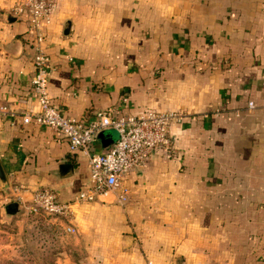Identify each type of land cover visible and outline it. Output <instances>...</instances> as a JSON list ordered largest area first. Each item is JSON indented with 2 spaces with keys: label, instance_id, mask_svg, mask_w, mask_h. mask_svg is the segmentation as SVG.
I'll list each match as a JSON object with an SVG mask.
<instances>
[{
  "label": "crops",
  "instance_id": "crops-1",
  "mask_svg": "<svg viewBox=\"0 0 264 264\" xmlns=\"http://www.w3.org/2000/svg\"><path fill=\"white\" fill-rule=\"evenodd\" d=\"M8 32L0 74L7 189L18 187L25 203L40 187L72 200L88 182V158L50 126L22 123L25 110L38 109L34 48L25 17ZM43 48L54 66L49 93L64 115L183 114L169 127L173 151L156 149L124 176V203H75L78 253L54 264H264V0H55ZM114 131H100L93 150L110 147ZM13 201L10 214L25 210Z\"/></svg>",
  "mask_w": 264,
  "mask_h": 264
},
{
  "label": "built area",
  "instance_id": "built-area-1",
  "mask_svg": "<svg viewBox=\"0 0 264 264\" xmlns=\"http://www.w3.org/2000/svg\"><path fill=\"white\" fill-rule=\"evenodd\" d=\"M54 8L55 0H20L14 7L13 14L17 18H26L27 32L33 43L30 85L38 101V109L25 110L20 117L22 123L33 121L50 126L67 141L71 151L81 152L88 158V182L74 199H59L51 187L36 188L30 198L31 208L53 215L62 224L64 232L74 233L75 203L96 201L100 196L124 203L129 192L123 184L124 176L133 168L145 165L156 149L166 154L173 151L175 145L169 127L171 123L180 121L183 114L176 110L153 108L117 114L113 107L96 111L95 117L89 121L62 114L49 93L48 80L54 66L43 48L46 27ZM248 107H254L253 101H248ZM107 128L115 130L116 138L106 150H93L94 138ZM10 190L18 192L19 188Z\"/></svg>",
  "mask_w": 264,
  "mask_h": 264
},
{
  "label": "rangeland",
  "instance_id": "rangeland-1",
  "mask_svg": "<svg viewBox=\"0 0 264 264\" xmlns=\"http://www.w3.org/2000/svg\"><path fill=\"white\" fill-rule=\"evenodd\" d=\"M19 1L0 0V74L10 36L5 14L13 13ZM13 200H21L25 210L10 214L5 204ZM27 202L19 191L0 188V264H54L58 256L77 251L74 233L64 232L58 219Z\"/></svg>",
  "mask_w": 264,
  "mask_h": 264
},
{
  "label": "water",
  "instance_id": "water-1",
  "mask_svg": "<svg viewBox=\"0 0 264 264\" xmlns=\"http://www.w3.org/2000/svg\"><path fill=\"white\" fill-rule=\"evenodd\" d=\"M5 19L8 21V22H11V21H14L17 19V16L13 13H10V12H7L5 14ZM102 132H100L99 134H101ZM0 188L1 189H7L8 188V180H7V176H6V173L2 167V164H1V161H0ZM17 202L15 201H12L10 203H8L6 205V209L7 211L9 212H16L17 211Z\"/></svg>",
  "mask_w": 264,
  "mask_h": 264
}]
</instances>
